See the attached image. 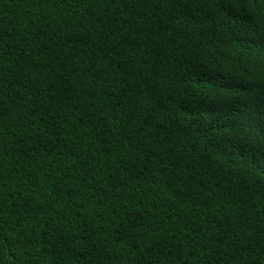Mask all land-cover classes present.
Segmentation results:
<instances>
[{"label": "trees", "instance_id": "trees-1", "mask_svg": "<svg viewBox=\"0 0 264 264\" xmlns=\"http://www.w3.org/2000/svg\"><path fill=\"white\" fill-rule=\"evenodd\" d=\"M0 264H264V0H0Z\"/></svg>", "mask_w": 264, "mask_h": 264}]
</instances>
